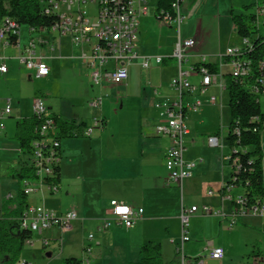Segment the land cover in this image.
Here are the masks:
<instances>
[{
    "label": "crops",
    "instance_id": "obj_1",
    "mask_svg": "<svg viewBox=\"0 0 264 264\" xmlns=\"http://www.w3.org/2000/svg\"><path fill=\"white\" fill-rule=\"evenodd\" d=\"M157 1L158 0H156L154 11L150 13L151 9L148 5V0H146L147 9L145 13L138 18L137 38L138 34L143 33L145 29H147V31L145 35H143V52L141 49L138 50V46L136 45L137 52L140 55L154 54L164 57V61L161 65L162 68H168L171 71L169 87L172 89L170 85L171 81L177 75V65L175 60L171 57L174 43L178 35L182 38L195 39L196 44L189 52V57L194 58V60L190 63H188V60L186 64L183 65V69H189L191 64L198 62L199 55H205L207 62L216 66V71L219 75L216 84L209 86L202 93L194 92L187 94L185 96V101L194 102L196 99L200 100L201 105L195 109V111L200 110L201 116L214 107L221 108L223 105V91L226 90V77L229 75V66L223 64L220 66V69H218L216 63L218 62L219 54H224L225 51L223 52V50L220 49L219 44L216 46L204 38L203 30L201 29L203 17H201V13H198V9L193 10L189 15L191 20H196L197 22V27H195L191 36L187 35L183 37L180 27L178 30L173 25H165L160 22L163 27L174 29L175 32L169 34L170 31L167 30L164 43L159 42L156 45L145 43L144 41L149 38L148 30H150V28L147 27L149 26L148 23L156 22L155 13L158 6ZM201 1L202 0H199L200 3ZM217 1L218 0H216V2ZM219 16L220 14L215 11L212 14V17L216 19H219ZM52 43H54V49L47 52V65L48 62L60 58L65 60L75 59L79 62L81 69L87 72L86 75H89V68L79 58V47L72 44L68 35H59L58 40L52 37ZM68 47L72 48V51H70ZM7 49H11L9 50L11 51L9 54L4 53ZM149 51H151V54H145ZM18 52L19 49L17 47H11L9 45L1 47L0 65L3 63L5 64V60L8 59L17 62L16 55ZM130 66H138L140 70L145 73L140 67L139 60L134 59L128 66V78L126 81L129 80ZM155 66L156 65H153L152 67ZM147 71V75L150 74ZM132 72L131 74L134 75L135 72ZM12 74L13 71L9 72L8 68L6 72H0V84L8 85L14 78ZM49 76L50 68L48 76L41 78L45 80L48 79ZM27 77L28 79H37L29 72ZM188 79L194 84L199 83V77L194 73H190ZM126 81L120 85H106L116 87L124 86L127 89L128 84ZM154 89L157 90L156 93H154ZM11 92L15 95L12 99L7 97L10 100V105L13 100L11 113L8 115L9 118L6 119L5 125L3 124L4 128L0 129V213L1 201L6 198L13 199L16 196L19 186L17 175L20 167L23 164H29V160H26L22 156L23 152L19 148L17 140L14 138V132L18 119L31 116L32 99L35 96H41L44 98L45 102L48 103L49 108H52L51 105L53 104L56 105L57 108L53 107L55 113L61 115L63 119L73 122L75 126L80 122H84L82 129L78 130V133H80L79 135L67 136L59 139L61 159L59 162L57 192L49 193L47 190L44 189L42 191L41 189L40 191H42L43 194H41L39 198L42 199L44 204H35L43 206L46 204L44 207L56 214H63L68 210H74L76 213V219L73 222L71 231L63 233L58 227L53 226L43 230L41 235L37 234L36 241L41 244L40 246H48L50 243L49 241L52 239L60 240V247L57 252H47V264H61L62 260L65 258L77 259L80 261V264H82L81 261L84 256L83 248L86 245H90L92 250L91 243L100 245L99 240L95 238V236V240L88 241L86 239L87 235L84 233L87 232L88 234L91 230L96 231L100 221L104 217L109 216L108 203L111 199L123 201L133 208H142L141 217L132 227L128 228V232L132 234V243L139 247V249L142 244L148 241L155 242L154 239H156L157 236H153V234L158 230V225L160 223L164 221L168 222L169 220H179L180 209L184 207L182 198L180 204L173 201L171 205L167 200L170 197V193H172V196H175V192H177L176 189H174L177 186L165 184L167 171L164 165L163 155L168 147V139L165 136L157 135L154 131L155 126L163 122V118L159 115V110L155 107V103L161 100L175 99L177 93L174 90L173 94H169L160 92L158 88L152 87L150 92L152 104L142 105L140 103L137 105L139 112L136 124L130 117H125L124 115L117 116V113L120 112L116 111L114 112V115L117 116L116 119L106 121L101 118L103 124L99 126L100 128L97 127L100 131L91 136L94 132L92 131L88 138L82 135L88 123L84 121L78 111L66 110L60 106L58 107V100H50L48 96L41 93L29 94L28 97H26L18 92ZM4 95L5 94L0 93V111L4 107L5 100L7 99ZM131 99L132 98H129V100ZM25 102H28L29 107L26 106ZM120 107L121 109L124 107H127V109L130 108L123 104H121ZM28 111L30 112L29 114ZM190 111L193 112V110H189L185 115V121L189 127V134L184 139L185 149L183 151V159L193 162L194 166L191 169L192 176L183 180L182 186L178 188L181 193L184 187L187 197L200 195V197L206 198L205 201L209 206L213 207H210L212 210H222L228 218L231 215L232 203L228 199L223 198L221 193V187L228 181L231 173L223 158L226 152H220L207 143V137L218 129L214 128V126L207 127V125L204 124V120L192 118L189 114ZM12 116L15 118L10 122V117ZM4 118H6V116L3 117L1 121ZM217 135H219V130ZM209 190L211 194L207 193ZM235 191H237V189L233 192ZM204 193L207 195L206 197H204ZM238 193L237 191L234 195ZM181 194L180 196L183 197L184 194ZM9 195L10 197H8ZM28 197L29 194L27 195V202L29 205ZM192 205L193 204L190 206ZM262 207H264V205H262ZM119 227L124 226L113 222L109 229L103 231V234L114 235L118 232ZM171 239L176 241L174 238ZM43 240H46L47 244L43 245ZM34 242L33 240V244ZM155 243L159 244L161 256L163 244L162 242ZM257 255L259 254L253 256ZM26 261L31 264L28 260Z\"/></svg>",
    "mask_w": 264,
    "mask_h": 264
},
{
    "label": "built area",
    "instance_id": "obj_2",
    "mask_svg": "<svg viewBox=\"0 0 264 264\" xmlns=\"http://www.w3.org/2000/svg\"><path fill=\"white\" fill-rule=\"evenodd\" d=\"M96 3V16L93 18L84 8L87 2ZM186 0H171L166 8L156 10V19L165 24L173 25L178 30L185 19L182 13V5ZM255 24L258 32L264 36V0L254 1ZM146 0H47L44 9L45 14L54 13L57 21L50 28L30 29L31 36L26 44H17L19 49L16 55L18 63L36 78L46 77L49 74V67L46 63L47 52L54 49L52 37L54 32L58 35H68L72 44L79 47V58L89 68V77L93 84H123L128 78V66L134 59H138L142 70L147 71L153 65L162 64L164 57L159 55H140L136 50L138 18L146 11ZM18 35V24L5 17L0 23V48L8 46L6 35L8 33ZM244 46L249 45L247 39H242ZM193 38H182L178 35L173 46L171 57L177 65V75L171 81V88L177 93L173 100H161L155 103L159 110V115L163 122L157 124L154 131L157 135H162L168 139L163 160L167 171L166 185L182 186L183 180L192 176L191 169L193 162L183 159L184 139L189 134V127L185 121V115L189 110H195L201 105V101H185V96L194 92H204L209 86L216 84L219 73L211 70L207 64L206 56L199 55L198 62L191 64L189 69L184 70L183 65L189 59L190 50L195 46ZM243 48H227L224 54H219L218 69L223 64L229 66V75L240 83H243L253 94H264V57L257 65V72L252 77L251 72H246L245 60L242 56ZM7 67L3 63L0 65V72H6ZM190 73L199 77V83L194 84L189 81ZM250 77L251 80H250ZM249 79V80H248ZM157 90L154 89V93ZM102 98L94 97L89 102V106L97 109L101 105ZM32 115L38 119L35 128L36 136L31 142L29 164L34 170L33 180L24 179L22 190L24 194H30L37 190L45 189L49 193L57 192V186L46 182L47 177L54 175L55 166L59 165L60 140L51 136L50 132L54 126L52 114L47 112V105L41 96L32 99ZM11 113L10 100H5V105L0 111V129L4 128L1 119ZM102 125V119L94 117L90 125L85 126L83 135L89 137L94 128ZM219 135L211 134L207 137V143L213 147L221 148ZM228 150V149H227ZM226 165L233 174L221 187L223 198L232 203L231 215H227L222 210H212L207 205L200 208L192 205L188 208L181 207L179 214L180 234L178 243H175V252L178 256V264H206L208 260H222L225 251L220 246H215L211 241H207L203 250L195 256L184 254V243L188 238V222L192 214L201 212L202 214L216 215L227 219L230 226H233L238 216L248 214L264 217V207L259 203L247 204L246 196L241 190L239 182H235V175L239 171V160L231 157L228 152L223 155ZM240 191L234 195V190ZM211 194V191H207ZM10 197V195L8 196ZM109 216L104 217L98 224L96 231L103 232L110 228L114 222L125 228L132 227L141 217L142 208H133L129 204L111 199L108 203ZM229 216V215H228ZM76 219L74 210H68L63 214L45 208L43 205H28L23 212L20 227L36 232L38 235L42 231L56 226L63 233L72 229ZM88 241L94 240L93 232L87 234ZM47 244L46 240L42 241ZM23 245L32 246L33 240L27 238ZM91 247L86 245L83 248L82 264H88L91 256ZM16 264H29L26 260L20 259ZM251 264H264V255L252 257Z\"/></svg>",
    "mask_w": 264,
    "mask_h": 264
},
{
    "label": "rangeland",
    "instance_id": "obj_3",
    "mask_svg": "<svg viewBox=\"0 0 264 264\" xmlns=\"http://www.w3.org/2000/svg\"><path fill=\"white\" fill-rule=\"evenodd\" d=\"M254 1L255 0H218L216 2V0H202L200 3L199 0H196L195 2L190 3L187 0L182 5V13L185 15V20L180 26L182 36H191L193 34L195 27H197V22L196 20H191L189 15L193 10L198 9V13H201L200 15L203 17L201 29L203 30L204 38L206 40L216 46L219 44L220 49L223 50V52L227 47L242 48L244 43L237 35L229 12L232 10L233 14H253L255 9L250 5ZM148 5L151 9L150 13H152L156 6V0H148ZM245 6L248 7L244 9ZM84 8L87 9L90 16L95 18L96 3L89 1L85 4ZM214 11L220 14L219 19L212 17ZM155 21L156 22L148 23L149 26L147 27L150 28V30H148L149 38L144 41L145 43L154 45L159 42L164 43V37L167 35V30L170 31L169 34L175 32L174 29L163 27L157 19ZM146 31L147 29H145L143 33L138 34L137 38L138 50L141 49L142 52L143 35H145ZM54 36L58 40L59 35L57 32H54ZM28 40V27L26 25H21L19 28V42L22 45L26 44ZM68 49L72 51V48L68 47ZM9 50L11 49H7V51L5 50L4 53L9 54L11 52ZM145 54H151V51L146 52ZM188 60V63H190L194 58L189 57ZM5 64L9 69V72L13 71L12 75H14V78L8 85L0 84V93L5 94V98H14L13 96L15 95L11 91H14L15 93L18 92L26 97H28L29 94L41 93L48 96L50 100H58V107L60 106L66 110L78 111L84 121L88 123L87 125L92 123L94 117L110 121V119H116L118 115L130 117V119L136 124L139 112L137 105L140 103L142 105L152 104V99L150 97L152 87L158 88L160 92L173 94V90L169 87L171 71L168 68H162L161 64L151 67L147 71L150 73L148 74L149 76L146 71L143 73L138 66H130L129 80L126 81L128 84L127 89L124 86L116 87L106 84H93L89 75H86L87 72L81 69L79 62L75 59L65 60L60 58L48 62L50 76L45 80L42 78L28 79L27 70L18 64V61L14 62V60L11 61L8 59L5 60ZM132 71L135 72L134 75L131 74ZM99 96L102 98L101 106L97 109L90 107L89 102L91 99ZM256 96L260 110L262 114H264V94H258ZM129 98L132 99L129 100ZM227 101L228 93L224 90L222 96L223 105L221 108L214 107L209 112L203 114V116H201L202 114L200 110H193V112L190 111L189 113L192 118L204 120V124L207 125V127L214 126V128L219 130L218 137L222 146L221 148L216 146L214 149L223 153L226 152L225 154L228 152L225 138L228 124L230 122V110ZM12 103L13 100L11 101V105ZM25 104L29 107L28 102H25ZM46 104L47 112L50 114L55 113L53 107L57 108V106L53 104L51 105L52 108H49L47 102ZM121 104L129 106L130 108L127 109V107H124L121 109ZM116 111L120 112L117 113V116L114 115V112ZM29 113L30 112L28 111V114ZM8 118L9 116L4 118L1 122L5 125L6 119ZM14 118L15 117L13 116L10 117V122L13 121ZM99 128H94V132L91 136L100 131ZM83 136L86 137L85 135ZM260 148L262 152V167H264V128L260 131ZM22 156L26 160L29 158V155L26 152H23ZM174 189L177 191L175 192L176 195L172 196V193H170V197L167 199L171 205L173 201L180 204L182 198L184 207H189L191 204L197 208H200L203 205L209 206L205 201L206 198H202L200 195L187 197L185 195L186 191L184 187L183 192H181L184 194L183 197L180 196L181 193L178 187H175ZM43 190L44 189H42V191ZM42 191L37 190L36 192L29 194V205L36 206L35 204H44L42 199L39 198L41 194H43ZM235 192H232V194H235ZM206 196L207 195L204 197ZM262 205H264V198H262ZM158 226V230L153 236H157L156 239H154L155 242H162L163 244H161V258L163 264H178V256L175 252L176 244L170 242V239L174 238L176 240L175 242L178 243V237L180 234L179 220L164 221ZM119 228L118 232L114 235H104V232L90 231L93 232L95 238L99 240L100 245L91 243L92 252L89 264H139V247L132 243V234L128 232V228ZM187 230L189 240L184 243L185 255L195 256L196 254H199L203 250L207 241H211L215 246H221L224 249L225 256L222 260H208L206 264H251L253 255H264V217L252 214L238 216L236 218V223L233 226H230L227 219H223L216 215L196 212L190 216ZM84 234L87 235V232ZM31 239L35 241L33 246L29 247L23 245L19 254L20 259L28 260L31 264H47V252H57L59 250V239L50 240L48 246H40L41 244L36 241V232H32Z\"/></svg>",
    "mask_w": 264,
    "mask_h": 264
},
{
    "label": "trees",
    "instance_id": "obj_4",
    "mask_svg": "<svg viewBox=\"0 0 264 264\" xmlns=\"http://www.w3.org/2000/svg\"><path fill=\"white\" fill-rule=\"evenodd\" d=\"M170 1L158 0L157 9L166 8ZM195 1L188 0L190 3ZM254 5L253 2L250 6L254 7ZM46 6L47 0H0V23L5 17H8L14 20L19 28L21 25H26L28 31L30 29H48L57 21V15L54 13L45 14ZM247 7L245 6L244 9ZM230 16L237 35L249 42V45L242 47V56L253 77L257 72L259 60L264 57V36L256 28L254 12L253 14H233L230 10ZM30 36L31 32L29 31ZM6 38L11 47H16L19 43L18 35L12 32L8 33ZM207 66L216 71L215 65L209 63ZM226 90L230 122L225 144L228 154L231 157H237L239 160V171L234 174L235 182H239L241 190L246 196L247 204L259 203L262 205L264 167H262L260 131L264 128V114L260 110L256 94L250 92L243 83L230 75L226 77ZM52 117L54 126L50 134L58 139L79 135L78 130L82 129L84 125V122H80L75 126L73 122L63 119L61 115L56 113H52ZM38 122V119L32 114L16 121L14 138L22 152L29 153L31 142L36 136L35 128ZM212 134L217 135L218 130ZM232 174L233 171H231L229 178ZM35 177L32 166L28 163L23 164L17 175L19 186L16 196L13 199L6 198L1 201L0 264H16L20 260L19 254L23 247V241L31 238L32 232L20 227L23 212L28 206L27 194L23 193L20 185L24 179L33 180ZM46 179V182L57 186L59 165L55 166L54 175ZM139 253V264H163L159 244L155 242L148 241L142 244ZM61 264H80V261L74 258H65Z\"/></svg>",
    "mask_w": 264,
    "mask_h": 264
},
{
    "label": "bare ground",
    "instance_id": "obj_5",
    "mask_svg": "<svg viewBox=\"0 0 264 264\" xmlns=\"http://www.w3.org/2000/svg\"><path fill=\"white\" fill-rule=\"evenodd\" d=\"M245 66H246V72H250L249 67L246 64H245Z\"/></svg>",
    "mask_w": 264,
    "mask_h": 264
}]
</instances>
